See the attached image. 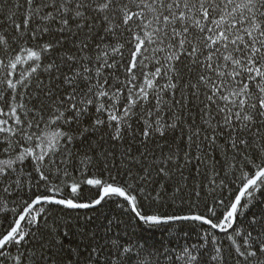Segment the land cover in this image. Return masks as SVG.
Instances as JSON below:
<instances>
[{
  "label": "snow or ice",
  "instance_id": "1",
  "mask_svg": "<svg viewBox=\"0 0 264 264\" xmlns=\"http://www.w3.org/2000/svg\"><path fill=\"white\" fill-rule=\"evenodd\" d=\"M0 264H264V0H0Z\"/></svg>",
  "mask_w": 264,
  "mask_h": 264
},
{
  "label": "trees",
  "instance_id": "2",
  "mask_svg": "<svg viewBox=\"0 0 264 264\" xmlns=\"http://www.w3.org/2000/svg\"><path fill=\"white\" fill-rule=\"evenodd\" d=\"M143 235H145L150 241H157V242L163 241L167 243L170 239H172L169 233L165 231V229L163 228L156 230L152 233H144ZM169 246H173V245H169Z\"/></svg>",
  "mask_w": 264,
  "mask_h": 264
}]
</instances>
